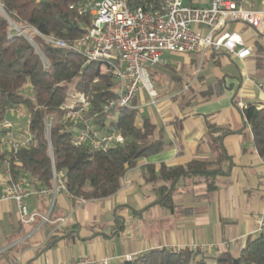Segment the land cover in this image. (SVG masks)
<instances>
[{"label":"crops","instance_id":"obj_1","mask_svg":"<svg viewBox=\"0 0 264 264\" xmlns=\"http://www.w3.org/2000/svg\"><path fill=\"white\" fill-rule=\"evenodd\" d=\"M239 2L253 9L244 0ZM189 3L205 5L206 0ZM226 30L243 35L251 56L241 60L226 52H210L214 65L226 69L212 81L198 75L190 82L180 81L170 94L157 82L156 105L150 104L145 90L136 97L134 107L157 124L166 147L139 159L117 193L82 203L59 191L51 221L45 223L40 216L23 223L14 200L0 201V264H63L83 256L113 257L111 264H116L126 255L150 248H183L193 243L208 245L204 249L208 254L226 250L237 254L248 236L264 230V159L239 107L241 101L264 105V31L238 22L229 23ZM162 66H171L170 60ZM152 69L154 77L157 71ZM218 83L220 93L215 88ZM6 116L19 122L10 113ZM209 123L232 130L224 138L232 157L229 173L219 177L216 190L206 193L205 184H197L187 192L181 186L173 196V207L157 203L159 193L147 179L148 166L157 171L161 164L214 159ZM50 203L48 199L27 200L29 208L41 215ZM59 218L66 221L61 223Z\"/></svg>","mask_w":264,"mask_h":264},{"label":"trees","instance_id":"obj_2","mask_svg":"<svg viewBox=\"0 0 264 264\" xmlns=\"http://www.w3.org/2000/svg\"><path fill=\"white\" fill-rule=\"evenodd\" d=\"M77 1L0 0V119L6 117L9 107L25 105L28 109L25 135L32 138L33 144L21 147L17 159L18 168L27 171L35 183L52 187L55 166L65 171L67 188L75 196L99 199L117 193L127 171L139 159L164 150L166 142L157 124L141 115L138 108L123 107L110 122L125 136L124 143L107 150L74 143L75 132L64 121L71 85L91 102L90 115L102 125L113 115L104 112V104L114 96L113 81L104 71V62L89 61L84 54L53 45L41 35L66 41L80 36L90 23V15L72 7ZM161 1L129 0L132 8L147 9L158 8ZM28 87L31 95L24 91ZM215 88L220 93L221 83ZM241 112L264 159V105L249 102ZM48 116L53 118L50 137L46 131ZM209 132L214 159H193L176 166L161 164L157 171L148 166L147 179L159 193L157 203L173 207V196L181 186L187 192L197 184H205L206 193L216 190L219 177L229 173L232 157L224 138L232 130L209 123ZM5 155L0 147V157ZM116 264H264V230L248 236L237 254L230 250L208 254L190 246H161Z\"/></svg>","mask_w":264,"mask_h":264},{"label":"built area","instance_id":"obj_3","mask_svg":"<svg viewBox=\"0 0 264 264\" xmlns=\"http://www.w3.org/2000/svg\"><path fill=\"white\" fill-rule=\"evenodd\" d=\"M72 7L81 14L90 15L85 31L71 41L43 35L48 42L84 54L89 61L104 62V71L110 74L114 96L104 104V112L113 113L99 124L90 115L92 104L86 96L71 88L64 121L75 132L74 143L86 144L94 150H107L125 142V136L111 124L119 108H134V101L142 90L150 104L159 102V93L151 78V69L165 65L170 53L226 52L243 60L251 56L252 49L240 32H229L226 26L238 22L257 32L264 31V10L247 8L237 0H206L205 5L186 3L185 0H162L158 8H132L129 0H78ZM20 33L24 30L18 28ZM39 33L37 30H33ZM32 41L30 35H27ZM38 48V47H37ZM43 59L44 55L41 53ZM261 88L263 85L260 84ZM246 104L239 102V107ZM7 113L19 121L29 119L25 105L12 106ZM53 118H46V131L50 137ZM15 121L7 116L0 119V147L6 155L0 157V201L14 200L23 223L50 222L56 195L65 191L73 200L85 203L86 198L75 196L66 185L65 171L53 166V186L35 183L29 173L18 168L17 152L33 144L28 135L21 136ZM27 134V133H26ZM16 165V166H15ZM264 172V171H263ZM264 174V173H263ZM51 201L46 214L32 211L27 200ZM64 223L66 218H59ZM264 221L261 220V226ZM190 247L204 250L208 246L193 243ZM133 255H126L130 260ZM113 257L83 256L63 264H111Z\"/></svg>","mask_w":264,"mask_h":264},{"label":"rangeland","instance_id":"obj_4","mask_svg":"<svg viewBox=\"0 0 264 264\" xmlns=\"http://www.w3.org/2000/svg\"><path fill=\"white\" fill-rule=\"evenodd\" d=\"M185 2L189 3V0H185ZM244 2L247 5H252L253 9H264V0H244ZM167 56L171 62V66H155L153 69L157 71V73L154 77L151 76V78L156 88H158L156 85L157 82L162 83V85L168 89L169 94L174 92L180 81H183V83L190 82L198 75L203 76V78L205 77L207 81H212L220 72L226 70L225 67L214 65L210 50H207L203 57L202 54L195 55L170 52L167 53ZM71 88H73L72 85ZM24 91L27 95H31L32 93L30 87ZM27 123L28 119L16 122L18 127L17 131L20 132L21 136L27 133ZM2 226L3 223L0 222V228Z\"/></svg>","mask_w":264,"mask_h":264}]
</instances>
